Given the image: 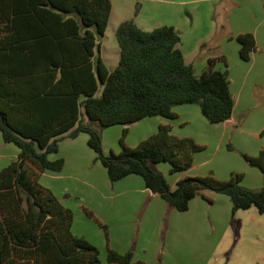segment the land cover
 I'll use <instances>...</instances> for the list:
<instances>
[{
    "label": "trees",
    "instance_id": "1",
    "mask_svg": "<svg viewBox=\"0 0 264 264\" xmlns=\"http://www.w3.org/2000/svg\"><path fill=\"white\" fill-rule=\"evenodd\" d=\"M111 13V0H0V132L4 143L20 150L0 171V264H102L99 249L73 233V211L40 182L43 173L65 167L63 158L49 159L59 152L63 135L75 139L88 134V145L111 182L138 175L147 189L179 212L188 211L199 195L212 204L203 193L209 191L231 199L233 217L251 208L264 216V187H244L243 174L232 173L223 181L212 173L186 177L172 189L153 165L169 163L171 174L188 171L194 155L205 147L173 134L170 123L160 124L135 147L126 143L129 126L148 117L176 120L173 109L178 105L197 104L211 124L226 122L235 100L226 57L209 58L197 75L186 63L181 35L173 26L144 31L133 20L120 23L116 39L121 57L109 70L95 55ZM236 39L241 58L250 60L257 50L255 36L243 33ZM218 62L225 71L216 68ZM81 107L88 122L81 118ZM114 125L126 127L121 150L105 154L102 130ZM243 157L264 174V149ZM107 261L162 264L111 248Z\"/></svg>",
    "mask_w": 264,
    "mask_h": 264
},
{
    "label": "rangeland",
    "instance_id": "2",
    "mask_svg": "<svg viewBox=\"0 0 264 264\" xmlns=\"http://www.w3.org/2000/svg\"><path fill=\"white\" fill-rule=\"evenodd\" d=\"M111 2L112 13L105 37H99V41L103 43L104 57L111 70L115 69L121 57L116 30L120 23L126 20H133L144 31H152L164 25L175 27L182 38L179 48L186 62L194 66L197 75L207 67L209 58L226 57L230 90L234 100L236 99L232 122L229 125H211L203 116L200 106L190 104L174 107L182 113V117L178 116L174 124L181 135H186L181 136L182 138H193L196 143L205 147L194 155L193 174L207 176L212 173L222 181L228 180L232 173L243 174L242 184L245 187L263 188L264 174L258 168L250 166L243 154L256 156L264 149V61L242 60L236 48L233 50V46L238 44L237 41L231 43L229 39L236 38L241 32L251 31L256 34L258 31L259 43L264 47V0ZM216 68L224 71L226 66L223 62H218ZM102 89L101 87L97 92V97L101 96ZM81 118H84L85 122L89 121L83 107ZM125 128L124 125H114L102 130L105 154L120 152L119 141ZM253 129L259 130L257 135L253 136V131H256ZM139 132L137 124L129 126L126 143L131 140V147H135L137 144L133 141L137 140ZM64 136L59 138V152L49 155V159L63 158L65 162L67 159L64 178L61 181H53L50 177H41L40 182L45 187L50 184L56 191L53 193H57L65 202L63 205L73 211V233L77 232V236L84 237L99 249L102 264H109V248L121 254L131 251L135 260L148 263L161 261L162 264H264V238L258 239L259 242L247 238L249 243L242 239L241 243L237 244L236 236L230 234L226 237L230 240V245L223 248L221 253L216 254L213 250V254V238L209 236L212 221L209 214L204 217L205 228L197 235L190 236L188 240L180 238L176 246L179 259H175L168 242L171 239L168 223L170 210L176 209L169 207L160 197L154 198L150 192L145 193L141 177H138L143 184L141 188L136 184L122 186L119 185L120 181L111 182L105 167L97 159V154L87 144L88 134L78 135L80 139L76 141L75 147H78L80 157L76 160L72 158L71 149L72 140L78 137L66 139ZM255 149H258L257 153L252 154ZM19 153L16 145L4 143L0 132V171L17 159ZM170 168L169 163L153 165L154 170L164 174L169 184L174 185L178 174H171ZM254 172H258V176L254 175ZM203 193L214 203L213 196L217 193ZM207 204L210 205L208 201ZM150 211L155 214L148 220ZM234 219L235 217L229 218L226 225L232 226ZM102 226H105L106 230ZM222 232L218 235L221 236ZM249 254L257 255L256 260L249 261Z\"/></svg>",
    "mask_w": 264,
    "mask_h": 264
},
{
    "label": "crops",
    "instance_id": "3",
    "mask_svg": "<svg viewBox=\"0 0 264 264\" xmlns=\"http://www.w3.org/2000/svg\"><path fill=\"white\" fill-rule=\"evenodd\" d=\"M235 1H237V0H235ZM263 26H264V23H263ZM243 33H252V32L251 31H245V32L239 33L238 35L243 34ZM252 34L255 36V39H256L257 50L254 53H252L251 59H253L255 61H257V59L258 60L261 59L264 61V47H262L259 43L258 31L256 32V34H254V33H252ZM104 37H102V38H104ZM229 40L231 41V43H235L234 40L237 41V39L233 38V37L230 38ZM237 43H238L237 46H233V50L236 48V50L238 51L239 56H240L241 45L238 41H237ZM97 44L100 45V48L99 49L97 48L95 58L98 56L101 57L102 60L104 61V63L106 64V66L108 67V69L111 70L106 59H105V57H104L103 43L99 41V38H97ZM240 58H241V56H240ZM119 60H118V63H119ZM250 60H245V61H250ZM187 64H190V63H187ZM225 70H226V68H225ZM111 71H113V70H111ZM229 80H230V78H229ZM230 84H231V82H230ZM235 102H236V99H235ZM185 109L187 111L189 110L187 108H185ZM173 110H174V112H176L178 114L179 118L182 117L181 110H178V111L175 109H173ZM183 112H185V110H183ZM233 118H234V116H232V118L229 119L228 121L223 122L224 125L225 124L229 125L232 122ZM174 121L175 120H169V119L161 117V116L148 117V118L141 120L140 122L136 123L137 127L140 128V132L136 136L137 140L133 141V142H135L134 144L138 145L141 141L145 140L146 138H148L152 134L156 133L160 124H164V123H170L173 126V134H175L176 136H179V137L186 136V135H181L179 133V131H177V129H176L177 125L174 124ZM133 125H135V124H133ZM213 125H215V124H213ZM131 129H132V127H130V130ZM253 130H256V129H253ZM258 131H259L258 129L256 131H253V136L257 135ZM79 137L80 136H78L77 139L72 140L73 148L71 149V154H72V158H74L75 160L80 157V155L78 154V149H77L78 147H75L76 141H78V139H80ZM88 140H89V137L88 138L86 137L87 144H88ZM127 142L130 146H133L131 140H128ZM86 151L87 150L85 149V152ZM257 151H258V149H255L252 154H256ZM87 153L89 154L88 151H87ZM57 159H59V158H53L50 160L54 161ZM78 163H80V162H78ZM67 164H68V162L66 159L65 168L61 172L47 171V172L43 173L42 177H50V179H52L53 181H61L64 178L63 173L67 168ZM192 170L194 171V166L192 168H190L188 171H185L182 173H177L178 176L176 178V180H177L176 184H174V185L170 184L172 189H175L177 183L186 177L200 176V175L193 174ZM254 175L258 176V172H254ZM138 177H140V176L130 175V176L120 180L119 185L131 186V185L136 184V185H139L140 188L143 184L145 186V183L143 182V184H142V182H140ZM49 185L50 184L47 185L48 186L47 188L50 187ZM67 188L69 189V186H67ZM51 190L53 192H56L52 188H51ZM144 191H145V193L150 192L154 198H156V196L160 197L159 195L154 194L152 191L147 189L146 186H145ZM54 194L57 196V198L61 201L62 204L65 203L59 197V195H57V193H54ZM213 198H214V203L208 205L207 201L204 198L197 196L195 199H193L190 202L188 211L179 212L177 210H170L168 230H169V233L171 234V239L168 242H169V245L171 246L170 247L171 253L175 255V259H179V255L177 254L178 248H176V246L178 245L180 238L184 237L186 240H188V238L190 236L197 235V233L200 230L204 229L205 223H206L204 217L207 214H209V217L211 218V221H212V231L209 234V236L213 238V240L211 242V247H212L211 252L212 253H213V250L216 251V254H217V252L221 253L223 251V248L228 247L230 245V240L228 241L226 239V237H228L227 235H230V234L236 236L235 241H237V244L239 242L241 243L242 239L245 241H248L247 238H249L250 240H252L254 242H256V241L259 242L258 239L264 238V216L259 214V212L256 208H251L247 211H238L234 216L235 219L232 222V226H228V225H226V222L229 220V218H231V217H232V219L234 218L232 216V207L233 206H232L231 199L228 196L222 195V194H215L213 196ZM154 214H155L154 211L148 212L147 219L148 220L151 219L152 216H154ZM72 229L74 231V225H73ZM220 232H222L221 236L218 235V234H220ZM75 234L77 235V232H75ZM248 243H249V241H248ZM247 246H248V244L246 243V247ZM170 256L172 257V255H170ZM245 257H246V254H245ZM256 257H257V255L249 254L248 260L249 261L256 260ZM259 258H260V255L258 256V259Z\"/></svg>",
    "mask_w": 264,
    "mask_h": 264
}]
</instances>
